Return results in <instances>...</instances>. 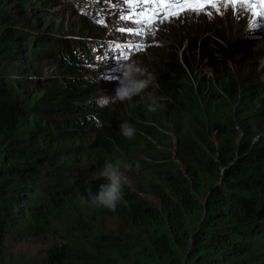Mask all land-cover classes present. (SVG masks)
Returning <instances> with one entry per match:
<instances>
[{
  "label": "trees",
  "instance_id": "16d2710c",
  "mask_svg": "<svg viewBox=\"0 0 264 264\" xmlns=\"http://www.w3.org/2000/svg\"><path fill=\"white\" fill-rule=\"evenodd\" d=\"M10 8L11 0H0V256L15 238L44 235L54 239L46 264H264V136L250 125L261 113L264 70L258 71L253 54L240 58L223 29L191 37L181 54L169 51L155 68L173 103L154 112L138 97L113 110L97 108L93 79L72 82L68 92L55 77L48 92L28 98L7 66L18 62L24 40L28 60L50 56L69 67H84L79 58L93 50L87 42L53 36L34 42L39 35L23 33L30 28ZM235 58L242 66L253 62L250 74H240ZM204 59L211 75L199 72ZM36 71L44 74L38 64L31 67ZM52 96L53 108L69 112L74 102L97 110L94 124L75 117L63 124L97 128L93 146L100 168L120 161L121 169H129L140 151L159 153L151 164L154 177L139 189L123 185L127 206L120 203L113 212L93 205L80 190L84 179L66 172L83 163L51 160V172H41L34 168L39 161L29 162L36 144L47 143L43 127L57 133L45 116ZM125 121L136 129L131 139L120 133ZM105 218L115 219L118 230H106Z\"/></svg>",
  "mask_w": 264,
  "mask_h": 264
},
{
  "label": "rangeland",
  "instance_id": "374dc122",
  "mask_svg": "<svg viewBox=\"0 0 264 264\" xmlns=\"http://www.w3.org/2000/svg\"><path fill=\"white\" fill-rule=\"evenodd\" d=\"M28 1L29 6H27V0H11L10 9L11 15L16 21H20L21 25L30 28L23 33H28L29 37L32 38H34L35 33L39 35L34 42L41 38L48 43L51 41L50 37L53 36L71 39L72 42L75 40L80 42L86 38L87 40L94 39L95 41H92L94 43L109 44L115 38H118L115 43L119 41L135 46L132 59L140 61L153 75L154 71H156V66L159 65L166 53L178 50L181 54L185 46L189 44L191 37L196 36L201 39L205 37L206 32L213 28L225 30L227 43L232 45L233 50L240 51V58L247 55V53L253 54V57H255L253 62H259L264 58V20L260 21L259 28L252 35H248L247 32L249 21L256 18L253 13L264 8V5H261L259 0H255V8H251L246 4L243 6L241 4H229L227 9L223 6V0H219V13L211 6H206L203 12H193L189 6L184 5L185 11L178 13L177 16H171L163 23L157 22L154 25H149L147 22L146 26L135 25L134 23L127 24L126 20L121 19V16L113 11L117 3L112 4L101 0ZM79 3H82L83 6L79 7ZM89 5L98 10L100 8L107 19L102 14L90 18V12L87 10ZM208 12L212 13L211 18L207 14ZM113 15H115L117 20L111 21L110 17ZM105 21L107 23H101ZM141 27L144 28L146 35L140 37L120 31L121 28L138 29ZM23 37L26 38L28 36ZM100 40H104V42ZM26 45L24 40L23 48L18 53V62L13 65L4 64L8 66L9 72H12L14 79L18 80L19 90L24 96L30 98L32 93L48 92L50 88L54 87H51L52 85L49 81L56 79L55 77H61L65 81L62 83L67 85L68 92H72L70 88L72 82L79 84L82 81L93 79L92 84L93 90L96 91L97 108L113 110L119 103L116 102L108 106H101L98 103V99L101 96H112L118 87L115 77L118 67H114L110 62L105 59L97 60L100 61L99 63H91L90 60H84L82 62L84 67H69L50 56L39 62L36 59L28 60L27 56L29 53H27ZM137 45H143L144 50L138 51ZM240 58H235V67L240 69V74H245L246 76L250 74V65L253 62L248 61L246 66H242L238 62ZM35 64L41 66L44 74L41 75L38 71L35 73L31 72V67L33 68ZM201 71L211 75V67L208 66V61L205 59L199 64V72ZM192 81L195 83L193 78ZM254 81L259 83V85L261 84L259 80L254 79ZM261 87L264 88V81ZM148 93H151L162 105L173 103L172 92L159 87L156 78L154 85L146 90V94ZM52 97L53 99L55 98V96ZM137 97L140 98L139 96ZM55 102L56 100L50 101L51 104L47 105L49 110L46 111L45 116L56 125L57 133L52 134V131L43 127V132L48 135L47 143L46 145L43 142L36 144L34 148H36L37 152L32 154L33 159L29 162L35 163L39 161L40 164H34V168L41 172H51L46 166L51 163V160L52 162L67 160L83 163L84 165H81V167L73 168L66 172L72 177L84 179L85 184L80 186V190L87 197H89V193L97 194L100 186L107 184V180L98 179L95 175L100 169V165L95 160L97 149L93 146L96 127L82 123L69 122L63 124L64 121L71 120L70 118L73 117H75L73 120L82 122L86 118L96 115L97 110H90L87 105L80 107L77 103L71 102L67 105L71 108L68 112L65 111L64 107L62 109L53 108L52 104ZM143 103L148 104V101L143 100ZM259 107L261 113L255 117L256 119L250 125L252 130L257 133L256 135L264 136V98L259 101ZM162 108H158V110ZM168 109L173 110L171 107H168ZM163 112H165V115L167 114V111ZM167 116L174 117L172 111H169ZM64 137H68V140L63 141ZM155 144L158 147L162 146L159 143ZM137 160L139 162L135 166L129 169H121L125 175L124 184L134 189H139L141 182L149 179L155 173L151 164L160 160V156L157 151L143 150L140 151L139 159ZM63 172L66 173L65 171ZM66 187L68 186L66 185ZM145 195L155 203H159L150 194ZM103 224L106 230H118V223L113 218L103 219ZM53 240L52 237L47 238L44 235H29L22 239L15 238L7 245L0 256V264H46L44 253Z\"/></svg>",
  "mask_w": 264,
  "mask_h": 264
},
{
  "label": "clouds",
  "instance_id": "9594fccd",
  "mask_svg": "<svg viewBox=\"0 0 264 264\" xmlns=\"http://www.w3.org/2000/svg\"><path fill=\"white\" fill-rule=\"evenodd\" d=\"M101 1L110 2L112 4L117 3L113 11L116 14L118 13L121 17L129 15L132 12H141L147 10L149 16L156 14L157 22H160V17L163 16L165 12L171 10H176L178 13L182 12L179 11L178 7L175 9H168L166 7H162L159 3V0H156L155 3H149L147 5L140 3L137 4L134 8H130L128 5H126L124 3V0ZM168 2L183 5V0H168ZM87 10L90 12V18L102 14L104 15V18L107 19L100 8L98 10L95 7L89 5L87 6ZM138 18L139 16L133 17L134 20ZM110 19L111 21L117 20L115 18V15L111 16ZM147 22L148 21L145 20L144 23L141 25L146 26ZM126 23L131 24L132 22L126 21ZM258 28L259 26H257L255 20H250L247 26L248 35H252ZM117 39L118 38H115V40L109 44L94 43L92 42L95 41L94 39L87 40L86 38H84L83 40H81L84 43L87 42L93 52L89 55L82 54V57H80L79 59H83L86 61L90 60L91 63H99L100 61L97 60L105 59L106 61L110 62L114 67H118L115 73V77L118 82V87L115 90V94H113L112 96H101L98 99V103L101 106H108L116 102H132L135 97L139 96L142 101H148V110L150 112H154L158 108L163 107V105L160 104L159 101L151 93L146 94V90L150 86L154 85L155 77L148 71L145 66L142 65L140 61L132 59L133 50L135 46L130 43L124 44L119 41H117L118 43H115ZM100 41L104 42V40ZM116 45H120V48H117ZM129 45H131L132 47H128ZM125 55H127L128 58L124 59L123 57ZM259 70H264V58L259 61L258 71ZM261 79H264V76H262ZM96 119L97 114L86 118L85 121H87L89 124H94V121ZM135 132L136 129L127 121L120 124V133L124 137L131 139L134 137ZM123 167L127 169L129 166L124 165ZM95 175L98 179H106L107 184H102L97 194L89 193L88 198L91 200V203L93 205H95L96 207L107 208L108 210L113 212L116 211L117 205L120 203H123L125 206H127V201L124 199L123 192L125 175L121 171L120 161H116V163L106 162L104 166L101 167L97 173H95Z\"/></svg>",
  "mask_w": 264,
  "mask_h": 264
},
{
  "label": "snow or ice",
  "instance_id": "6c2138e0",
  "mask_svg": "<svg viewBox=\"0 0 264 264\" xmlns=\"http://www.w3.org/2000/svg\"><path fill=\"white\" fill-rule=\"evenodd\" d=\"M155 2L156 0H124V3L128 5L130 8H134L136 7L137 4H140V3L147 5L149 3H155ZM159 3L162 7H166L168 9H175L178 7L179 11H183L184 5H187L190 7V9L193 12H197V11L203 12L206 6H211L212 8H215L217 13L220 12L219 0H183V5H178L173 2H168V0H159ZM259 3L261 5H264V0H259ZM229 4H232V5L241 4L242 6L246 4L251 8L256 7L255 0H223V6L225 9H227ZM207 14L211 18L212 13L208 12ZM177 15H178V12L176 10L165 12L163 16L160 17V22L163 23L165 20H168L169 17L177 16ZM253 15L256 17L254 19L255 23L257 24V26H260V21L264 20V8H261L259 11L254 12ZM134 16H139V18L134 20L133 19ZM121 19L130 21L136 25L143 24L145 20L148 21L149 25H154L155 23H157L156 14L149 16L147 10L141 11V12H132L129 15L121 17ZM101 23H107V21L101 22ZM120 31L122 33L134 34L137 37L146 35L145 30L142 27L138 29L121 28ZM153 35H155V33H153ZM116 47L120 48V45H116ZM128 47H132V46L129 45ZM136 47L138 51L144 50L143 45H137ZM123 58L126 59L128 58V56L125 55Z\"/></svg>",
  "mask_w": 264,
  "mask_h": 264
},
{
  "label": "bare ground",
  "instance_id": "6f19581e",
  "mask_svg": "<svg viewBox=\"0 0 264 264\" xmlns=\"http://www.w3.org/2000/svg\"><path fill=\"white\" fill-rule=\"evenodd\" d=\"M138 12V11H137Z\"/></svg>",
  "mask_w": 264,
  "mask_h": 264
}]
</instances>
